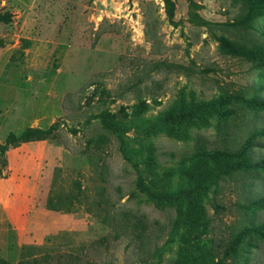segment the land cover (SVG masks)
Instances as JSON below:
<instances>
[{
	"label": "rangeland",
	"instance_id": "1",
	"mask_svg": "<svg viewBox=\"0 0 264 264\" xmlns=\"http://www.w3.org/2000/svg\"><path fill=\"white\" fill-rule=\"evenodd\" d=\"M4 12L0 144L30 127L43 133L6 151L45 152L0 259L264 264L251 230L264 231V53H242L264 50V5L0 0Z\"/></svg>",
	"mask_w": 264,
	"mask_h": 264
},
{
	"label": "crops",
	"instance_id": "2",
	"mask_svg": "<svg viewBox=\"0 0 264 264\" xmlns=\"http://www.w3.org/2000/svg\"><path fill=\"white\" fill-rule=\"evenodd\" d=\"M21 149H25L22 153ZM20 151L21 154L17 158H13V155ZM45 152V142L34 141L29 146L23 145L15 147L9 151H6L7 164L9 169L13 167V172H18L21 175L20 184L16 187H12L13 196L4 187L10 186L9 179H0V231H5L7 226L15 227L19 229L18 221L20 218L26 217L22 213L25 211L23 207L17 205V202H26L31 200V196L35 190L36 177L38 175L39 164L43 158ZM30 196V197H29ZM14 202V203H12ZM12 204L14 207L12 208ZM15 210L17 214L12 215L11 210ZM1 233V232H0Z\"/></svg>",
	"mask_w": 264,
	"mask_h": 264
},
{
	"label": "trees",
	"instance_id": "3",
	"mask_svg": "<svg viewBox=\"0 0 264 264\" xmlns=\"http://www.w3.org/2000/svg\"><path fill=\"white\" fill-rule=\"evenodd\" d=\"M252 1V5L257 6V7H262L264 5V1L263 0H251ZM9 13L4 12V13H0V23H6L9 21ZM5 44V40L0 37V47H3ZM223 44L229 48V45L226 44V42H223ZM231 49V48H230ZM244 55H248V54H253V56L259 55L260 53H264V50H255L253 52L251 51H243L242 52ZM248 53V54H247ZM255 106H262L264 107V102L261 103H256L253 104ZM41 133H43L40 129H35V128H26L24 129L19 135H14L13 133L9 132L3 142L0 144V177L4 175L3 173V167L5 166V158H4V153L6 152V150L9 147H14L17 145L18 142L20 141H27L33 137L36 136H40ZM218 154H210V156H215ZM252 231H254L255 233L259 234L260 236L264 237V231L263 230H258L256 228H252ZM0 264H11L3 259H0Z\"/></svg>",
	"mask_w": 264,
	"mask_h": 264
}]
</instances>
